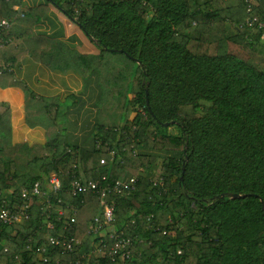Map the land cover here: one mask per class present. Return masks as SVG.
I'll use <instances>...</instances> for the list:
<instances>
[{"label": "trees", "instance_id": "obj_1", "mask_svg": "<svg viewBox=\"0 0 264 264\" xmlns=\"http://www.w3.org/2000/svg\"><path fill=\"white\" fill-rule=\"evenodd\" d=\"M47 1L99 53L35 34L46 4L0 0V18H12L7 36L14 38L0 48V88L19 87L25 124L45 131L43 143L13 142L11 109L0 101V209L13 208L23 188L52 172L62 183L48 210L37 198L29 219L0 222V264H44V256L50 264H264V37L254 26L239 27L248 17L244 0ZM254 7L264 19V0ZM27 54L52 70L98 75L99 146H70L67 103L34 93L10 73L8 63ZM128 174L137 177L135 188L107 201L114 204L112 228L132 241L131 255L113 259L108 229L89 233L101 215L98 196L80 205L68 187L74 178ZM157 179L163 185H154ZM227 192L245 197H220ZM48 223L54 228L46 232ZM67 234L82 238L84 253L55 244L37 251L48 235Z\"/></svg>", "mask_w": 264, "mask_h": 264}, {"label": "crops", "instance_id": "obj_2", "mask_svg": "<svg viewBox=\"0 0 264 264\" xmlns=\"http://www.w3.org/2000/svg\"><path fill=\"white\" fill-rule=\"evenodd\" d=\"M232 2L236 0H230ZM22 2V3H21ZM20 7L46 4L49 9L33 26V32L56 38L85 54H97L99 48L79 25L47 0H21ZM18 6H14L16 8ZM10 44L14 41L9 35ZM9 71L34 93L43 97H58L67 103L65 140L76 149L90 152L96 145L95 127L99 122L102 87L96 73L82 76L76 71L52 70L35 61L29 54L15 64L8 63ZM0 101L9 104L13 142L43 143L45 131L30 128L24 121L23 93L19 87L0 88ZM140 151V150H138ZM133 175L128 174L125 178ZM76 215V214H75Z\"/></svg>", "mask_w": 264, "mask_h": 264}, {"label": "built area", "instance_id": "obj_3", "mask_svg": "<svg viewBox=\"0 0 264 264\" xmlns=\"http://www.w3.org/2000/svg\"><path fill=\"white\" fill-rule=\"evenodd\" d=\"M256 0H244L245 10L248 14L246 20L239 24V27L248 25L254 26L256 29L262 32L264 37V19H260L254 15V6ZM18 8V7H16ZM12 23V18H0V48L7 45L10 42V37L7 36ZM2 71H0L1 73ZM96 146H99V142H96ZM69 152L72 151L71 147H67ZM77 151V150H75ZM138 153V149L134 150V154ZM114 157L115 152H111ZM101 162H104L102 159ZM138 179L136 176L129 178L117 179L115 181H109L108 175H103L101 180H88L83 181L80 178H74L70 181L68 192L71 196L79 199V204L82 205L85 202V197L89 194L97 195L101 208V215L94 217L89 225V233L97 235L98 233L104 234L106 229L109 231V238L113 239V242L109 248L108 254L115 259L119 256L121 258H129L131 255L132 241L130 238H124L118 235L116 230L112 228L114 221V204L107 201V197L111 193H122L127 190H133L136 186ZM61 178L56 172H52L44 180H36L29 187L23 188L20 194V202L16 203L13 208L2 207L0 209V222L4 224L20 223L27 220L31 216L32 202L37 198L42 202L41 206L44 210H48L51 206L52 197L59 196L61 192ZM154 185H163L162 179L153 181ZM11 199V193H8L4 202L7 204ZM61 202V198L58 199ZM64 215V210H58V217ZM74 218L72 217V221ZM52 223H48L45 227V231L53 229ZM102 243L103 240L101 239ZM50 244L59 245L63 252H74L81 246V241L73 235L54 236L48 235V241L37 247V251L46 253ZM104 244V243H103ZM105 246V244H104ZM44 264H50L47 256L43 257Z\"/></svg>", "mask_w": 264, "mask_h": 264}, {"label": "water", "instance_id": "obj_4", "mask_svg": "<svg viewBox=\"0 0 264 264\" xmlns=\"http://www.w3.org/2000/svg\"><path fill=\"white\" fill-rule=\"evenodd\" d=\"M145 94H146V104H149L148 92L146 91ZM164 125H168V123H164ZM183 169H184V166H183ZM180 178L182 179L183 176L181 175ZM224 196H228V197L234 199V198L245 197V194H237V193H233V192H227V193H222V194L220 195V197H224Z\"/></svg>", "mask_w": 264, "mask_h": 264}, {"label": "rangeland", "instance_id": "obj_5", "mask_svg": "<svg viewBox=\"0 0 264 264\" xmlns=\"http://www.w3.org/2000/svg\"><path fill=\"white\" fill-rule=\"evenodd\" d=\"M156 1L157 0H153V4H155L156 3ZM20 2H21V0H20ZM22 3V2H21ZM20 5V4H19ZM10 34V33H9ZM160 162H162V159L160 158ZM77 213V210H74V211H72V213H68V214H70L71 215V217H73V218H75L76 216H75V214ZM65 215H67V211L65 212ZM97 235H100V233H98ZM94 236V235H93ZM80 241L82 240V238H78ZM79 250L80 251H82L83 253L85 252V250H86V248H85V246L84 245H82L80 248H79Z\"/></svg>", "mask_w": 264, "mask_h": 264}]
</instances>
